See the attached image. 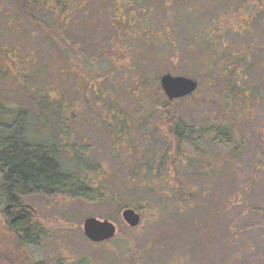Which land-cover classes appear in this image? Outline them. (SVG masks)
<instances>
[{"label": "rangeland", "instance_id": "1", "mask_svg": "<svg viewBox=\"0 0 264 264\" xmlns=\"http://www.w3.org/2000/svg\"><path fill=\"white\" fill-rule=\"evenodd\" d=\"M35 1L39 5L33 6L30 22L22 15L18 0H0V50L19 55L14 70L1 65L2 72L12 82L0 80V97L5 96L9 103L30 115L28 123L33 134L43 129L49 136L56 128L51 121L56 119L57 123L62 112L58 113L57 108H33L30 98L22 96L25 92H21L23 88L19 84L25 82L24 89L39 85L44 89V81H53L64 99L53 96L69 104L68 111L74 116L68 126L73 133H67L66 143H72L67 149L75 150L76 156H68L62 163L69 172L94 169L89 177L95 185H104L105 192L97 201L63 196L24 198L23 203L36 210L45 230V238L35 253H31L32 257L41 264H264V131L257 128V121L245 116L247 108H222L214 95H207H211L210 86L202 92L206 94L202 103L191 98L172 104V110L186 126L205 128L233 123L234 142L245 144L244 158L236 165L227 149L207 146L209 155L204 164L213 167L207 170L190 167L189 173L186 171L188 174L181 178L187 185L185 194L190 196L187 203L180 206L172 195L161 193V188L167 186L165 176L152 184L147 182L149 177L146 180L143 176L145 168L155 163L153 160L162 150L159 148L166 143L165 131L159 128L158 121L161 109L158 101L162 99L158 90L160 77L170 74L198 81L207 74L192 56L196 53L187 51L194 27L186 26L187 21L174 15L183 8L178 0L169 6L172 14L167 18L163 0L133 1L150 13H129L133 9L132 6L125 9L132 2L129 0L121 3L86 0L90 4L84 8L72 6L76 12L70 20L73 22L66 26L70 31L59 27L61 17L57 14L61 8L57 7V0ZM236 6L234 2L232 7ZM165 20H172V28H167ZM252 22L256 31L253 34L228 30L224 40L236 49L247 46L255 49L245 66L250 79L255 81L253 71L264 60V17ZM41 24L58 30L60 38L75 54L46 43ZM60 26L65 27L64 23ZM167 40L178 49L176 62L172 60ZM25 57H29L30 64L23 66L27 62ZM87 58L94 66L89 71L85 66ZM16 72L26 78L16 80ZM101 72L106 73L105 79L93 82L111 89L113 102L121 106V114L113 111L106 116L111 126L118 128L111 127L112 142L102 129L106 126L101 117L105 111L102 99L94 95L86 99L91 90L88 85L91 75H86ZM202 85L205 87L206 82ZM54 92L53 89L48 94L52 96ZM103 101L111 102L108 98ZM183 148L190 152L188 162L173 160L172 154L163 155V169L169 171L171 189H174L172 169L179 171L194 159L192 149ZM128 187L137 191L131 195ZM203 188L209 189L204 197ZM121 206L139 214L140 222L135 228L122 220ZM86 218L113 223L117 228L115 236L100 243L90 242L82 231ZM1 239L5 242L8 233L0 214V244ZM29 253L17 251L18 257L29 256L34 260Z\"/></svg>", "mask_w": 264, "mask_h": 264}, {"label": "trees", "instance_id": "2", "mask_svg": "<svg viewBox=\"0 0 264 264\" xmlns=\"http://www.w3.org/2000/svg\"><path fill=\"white\" fill-rule=\"evenodd\" d=\"M118 1L121 3V0ZM129 1L132 2L125 5V9L132 6L133 9L129 13L148 11L146 9L143 10L139 3L137 5L134 4V0ZM135 1L156 3L159 0ZM163 1L166 2L164 5L166 7L165 15L167 18L172 14L169 6L177 0ZM233 1L237 4L236 7H232ZM233 1L178 0L179 7L181 8L182 6L183 8L178 14H174L178 18L187 21L186 26L193 25L194 32L191 33L192 40L190 41L191 44L187 47V51L190 54L192 52L196 53L192 54V56L197 59L198 67L207 74L201 75L202 78H199L197 81L198 87L193 94L176 101L169 102L163 90L159 87L158 90L162 99L160 98L158 101V105L161 108L158 121L160 120L159 128L165 131L166 137H164L163 141L166 143L164 147L159 148L162 149L160 150L159 157L153 160L156 164L153 163V165L147 168L141 167L146 169V174L143 176H145V179L149 177V180H146L151 184L157 182V179H160V177L162 179L165 176V185L167 186L161 188V193L172 195L173 200L180 206L187 203L190 198L189 195L185 194L186 184L181 180L182 177L189 173L190 167H204L205 170H207V167H213L205 166L204 164L209 155L207 146L214 145L218 148L223 147L227 149L232 155L231 162L236 165L238 161L244 158L243 151L245 144L242 141L239 143L234 142L233 128L235 125L233 123H229L228 125L214 124L205 128L186 126L177 113L172 110L171 106L174 102H184V100H191L193 98L197 99V102L202 103L206 97V94L202 92L210 86L211 95H207L209 97L214 95L219 100L222 108H242L243 110L247 108V115L245 114V116L251 121H257V128L264 131V60L253 71L257 78L255 81L251 80L245 66L253 57V54L256 53L255 49L249 46L236 49L224 40V35L229 31L241 32L244 35L253 34L255 27L252 25V21H256L262 16L264 17V0ZM18 2L21 5L22 15L31 22L33 20L31 10L33 6L36 7L39 3L35 0H18ZM88 2L91 3L92 0ZM88 2L86 0H57V7L61 8L60 13L57 14L58 17H61L59 18V27L70 31L66 29V26L73 22L70 20H72V16L76 12L72 6L77 5L84 8L90 4ZM168 2L171 4L168 5ZM41 7L53 15L47 8ZM62 13L63 16L60 15ZM203 14L206 15L205 18ZM150 16L148 18L149 22ZM165 21H167V25L169 26L167 28H172V26L170 27V25H174L172 20ZM60 23H64L65 27L60 26ZM41 25L44 27L46 33V43H50L60 49L66 48L72 55L75 54L74 50L72 49V51L71 48L66 46L60 38L61 33L58 30L50 29L45 24ZM149 25L151 26L150 23ZM112 28L115 29L116 26L113 25ZM116 31L119 30L117 29ZM157 32L160 34L159 30ZM122 34L125 35L124 32ZM74 35L76 36V34ZM166 45L171 50L170 55L172 56V60L174 62L178 61L177 47L168 40ZM15 58H19V55L15 52L0 50L1 81H5L6 83L12 82L8 80L6 72H2L1 65L5 64L14 70L16 64ZM25 58L27 62H24L23 66L29 63V57ZM85 66L88 68V71L89 68L94 69L90 58H87L85 61ZM17 73H15L16 80L18 78L22 80L26 78L23 74ZM105 74L101 72L96 75H86V77L91 75L88 84L91 90L88 91L86 99L90 95L102 99L101 106L105 108V111L101 117L106 125L102 129L107 133L112 142L111 133L113 129L118 130V128L117 126H111L106 116L113 111L121 114L119 108L121 106L119 104L117 106L113 102V91L111 89L99 84V82H93L95 80L101 82L105 79ZM203 81L206 82L205 87L202 85ZM43 83L46 84L44 89L40 85L35 87V89H24L26 87L25 82H21L19 85L23 88L21 92H25L22 93V96L24 99L27 96L30 98V101L33 102V108H57L58 113L62 112L60 113L61 116L58 117L57 123L56 119L51 121L53 125H56V128L51 131L49 136H47L49 133L43 129H38L33 134V129L28 123L30 115L25 110L18 109L14 104L9 103L5 96L0 97V209L5 219V227L8 233V239L5 242L1 239L0 264H38L37 258L32 257L31 253H35L41 245L42 239L45 238V230L39 221L36 210L23 203L24 198L33 196H63L72 199L82 198L86 201H97L102 198L101 194L105 192L103 191L105 189L104 185H95L92 178L89 177V174L94 173V169L90 170L88 168L86 170L69 172L67 167L62 163L64 158H69L68 156L72 155L76 156L75 150L71 149L72 151H70V149H67L72 143H66V139L68 138L67 133H73L68 130V126L74 116L68 111V108H70L69 104H66L64 101L61 102L57 97H54L56 95L60 99H64L59 87H56L53 81L51 83L44 81ZM53 89L55 92L54 94L51 93V96L48 92L53 91ZM104 98H108L111 101L110 103H113L107 104L103 101ZM57 131L58 134L56 135ZM41 135L43 136L42 138ZM184 146L192 149L191 153H193L192 157L194 159L187 163L188 165H183L179 171L175 167L172 169L173 181L171 182H174V189H171L168 184L169 171L167 172V170L163 169V155L167 154L166 156L168 157V155L172 154L173 160L187 159L185 162H188L190 152L185 150ZM202 146L204 147L202 148ZM115 155L118 157L116 153ZM234 158L237 160H234ZM186 171L188 172L187 174ZM129 189L131 195L137 191V189L132 187ZM151 190H154V188L152 187ZM208 190L207 188H203L201 195L204 197L205 192L207 193ZM200 191L194 195H198ZM144 193L146 192L144 191ZM121 207V210L127 208V206ZM19 249L29 251V255L34 260L29 256H26V258L24 256L18 257L17 251ZM2 256L7 257V259L4 260Z\"/></svg>", "mask_w": 264, "mask_h": 264}, {"label": "water", "instance_id": "3", "mask_svg": "<svg viewBox=\"0 0 264 264\" xmlns=\"http://www.w3.org/2000/svg\"><path fill=\"white\" fill-rule=\"evenodd\" d=\"M159 83L168 101L187 97L197 88L195 80L182 76H171L170 74L162 75ZM121 217L124 223L131 228H135L140 222L139 214L132 209H123ZM82 231L87 240L93 243H100L113 238L117 228L107 220L86 218L82 222Z\"/></svg>", "mask_w": 264, "mask_h": 264}, {"label": "flooded vegetation", "instance_id": "4", "mask_svg": "<svg viewBox=\"0 0 264 264\" xmlns=\"http://www.w3.org/2000/svg\"><path fill=\"white\" fill-rule=\"evenodd\" d=\"M197 82V81H196ZM197 87H198V83H197ZM196 91V90H195ZM188 97V96H187ZM186 98V97H184ZM176 100H179V99H175V100H172V101H176ZM172 101H169V102H172ZM1 209H0V214H1ZM2 218L4 219L3 215L1 214ZM4 223H5V219H4ZM38 264H41V261H38Z\"/></svg>", "mask_w": 264, "mask_h": 264}]
</instances>
